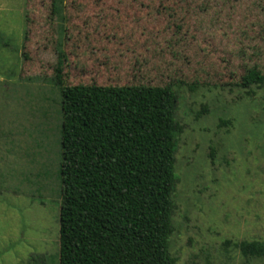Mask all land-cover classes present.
Masks as SVG:
<instances>
[{"label": "rangeland", "instance_id": "1", "mask_svg": "<svg viewBox=\"0 0 264 264\" xmlns=\"http://www.w3.org/2000/svg\"><path fill=\"white\" fill-rule=\"evenodd\" d=\"M59 1L0 0V264H59L57 71L170 86L175 264H264L235 246L264 241V87L239 86L264 76V0Z\"/></svg>", "mask_w": 264, "mask_h": 264}, {"label": "trees", "instance_id": "2", "mask_svg": "<svg viewBox=\"0 0 264 264\" xmlns=\"http://www.w3.org/2000/svg\"><path fill=\"white\" fill-rule=\"evenodd\" d=\"M56 73L59 264H175L178 94L170 86H65ZM239 86L262 88L264 76L251 69ZM235 246L247 260L264 259V241Z\"/></svg>", "mask_w": 264, "mask_h": 264}]
</instances>
